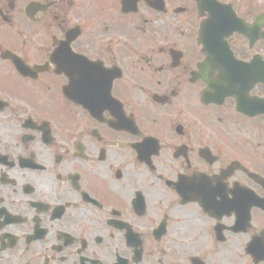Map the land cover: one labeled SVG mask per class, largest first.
<instances>
[{
  "label": "flooded vegetation",
  "instance_id": "flooded-vegetation-1",
  "mask_svg": "<svg viewBox=\"0 0 264 264\" xmlns=\"http://www.w3.org/2000/svg\"><path fill=\"white\" fill-rule=\"evenodd\" d=\"M264 0H0V264H264Z\"/></svg>",
  "mask_w": 264,
  "mask_h": 264
}]
</instances>
